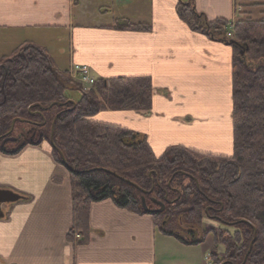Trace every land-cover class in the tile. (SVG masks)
Here are the masks:
<instances>
[{"label":"crops","instance_id":"1","mask_svg":"<svg viewBox=\"0 0 264 264\" xmlns=\"http://www.w3.org/2000/svg\"><path fill=\"white\" fill-rule=\"evenodd\" d=\"M194 1L211 20L236 17L233 0ZM177 3L0 0V57L29 41L46 48L61 71L81 63L96 78L150 76L149 112L103 110L91 120L145 134L156 155L172 145L232 155L234 46L191 30ZM119 17L152 29L111 27ZM0 189L21 196L2 204L0 264H211L209 251L200 249L204 242L185 245L159 232L152 215L120 208L111 199L91 205L89 243L69 242L71 171L54 158L48 139L14 154L0 149Z\"/></svg>","mask_w":264,"mask_h":264},{"label":"trees","instance_id":"2","mask_svg":"<svg viewBox=\"0 0 264 264\" xmlns=\"http://www.w3.org/2000/svg\"><path fill=\"white\" fill-rule=\"evenodd\" d=\"M233 1L232 20L209 19L194 0L177 3L191 30L234 46L232 155L184 145L156 155L145 134L91 120L103 110L149 112L150 76L97 78L87 90L70 69L56 68L47 49L36 43L23 42L0 57V149L14 154L25 144L51 141L54 158L71 171L69 242L89 243L91 205L111 199L120 208L152 215L159 232L185 245L201 244L211 235V264H264V0ZM111 27L152 29L126 17L114 19ZM73 90L80 92L78 98ZM55 108L47 137L46 115ZM15 119L31 124L17 137L18 143L25 140L19 148L8 146ZM207 219L219 226L208 227Z\"/></svg>","mask_w":264,"mask_h":264},{"label":"rangeland","instance_id":"3","mask_svg":"<svg viewBox=\"0 0 264 264\" xmlns=\"http://www.w3.org/2000/svg\"><path fill=\"white\" fill-rule=\"evenodd\" d=\"M240 10V9H238ZM260 16V15H259ZM65 34V33H64ZM64 44V43H63ZM73 95L75 96V98H78L80 96V92L77 91V90H73ZM58 110L59 109H53L51 111H48L47 112V120H48V125L46 127H44V132L46 134L47 137L50 136V133H51V127H52V122L55 118V116L58 114ZM29 125H31L30 123H26V122H23V121H17L15 126H14V129H13V132H12V135H11V141L8 142V146L9 147H17L18 146V142L16 141L17 140V137L20 135V133L22 132V130L26 129L29 127ZM196 148V147H194ZM199 149V148H198ZM234 152V148L232 149V151L230 152V154H233ZM217 153V152H216ZM189 179H186V181H188ZM206 223H207V226L211 227V226H219L218 222L214 221V220H211V219H207L206 220ZM210 239H212V236L209 235V238L207 241H205L201 246H200V249L201 250H204V251H210L211 249V246L213 245L210 241ZM213 240V239H212ZM220 256L223 257L224 255L222 254V252L220 253Z\"/></svg>","mask_w":264,"mask_h":264},{"label":"built area","instance_id":"4","mask_svg":"<svg viewBox=\"0 0 264 264\" xmlns=\"http://www.w3.org/2000/svg\"><path fill=\"white\" fill-rule=\"evenodd\" d=\"M72 76L87 90L92 88L97 78L93 75L91 67L87 64L76 63L70 68Z\"/></svg>","mask_w":264,"mask_h":264},{"label":"water","instance_id":"5","mask_svg":"<svg viewBox=\"0 0 264 264\" xmlns=\"http://www.w3.org/2000/svg\"><path fill=\"white\" fill-rule=\"evenodd\" d=\"M15 122H16V119L13 120V122H12V127H11L10 132L13 131ZM10 139H7V141L10 140ZM4 142L2 144H4ZM24 143H25V140L20 141L18 146H17V148L21 147ZM20 198H21V196L19 194H16V193H14L12 191H9V190L0 189V216H2L4 214V212L2 210V204L3 203H5V202H13V201L18 200ZM161 204L163 206V203H161ZM144 205H145V207H147L146 203H145V200H144Z\"/></svg>","mask_w":264,"mask_h":264},{"label":"flooded vegetation","instance_id":"6","mask_svg":"<svg viewBox=\"0 0 264 264\" xmlns=\"http://www.w3.org/2000/svg\"><path fill=\"white\" fill-rule=\"evenodd\" d=\"M11 138V137H10Z\"/></svg>","mask_w":264,"mask_h":264}]
</instances>
